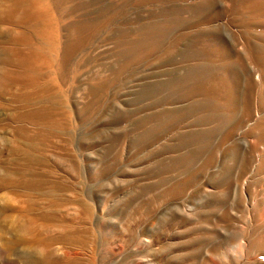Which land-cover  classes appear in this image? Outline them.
Instances as JSON below:
<instances>
[{
    "label": "rangeland",
    "instance_id": "rangeland-1",
    "mask_svg": "<svg viewBox=\"0 0 264 264\" xmlns=\"http://www.w3.org/2000/svg\"><path fill=\"white\" fill-rule=\"evenodd\" d=\"M121 1L123 0H113L112 2L117 5ZM108 2L110 1H103V3ZM141 2L140 0H128L126 7H118L116 9L118 18L116 17L112 28H106L99 32L95 38L80 47L82 51L76 50L70 65L61 73L62 77L59 76V83L67 101L65 109L69 114V121L66 122L57 113L53 118L57 126L59 124L57 131L48 130V132L40 124L34 125L36 127L30 126V128H34L28 132H33L32 136L35 135L32 140L33 142L36 140L34 143L37 147L34 145L36 149L34 148L35 150L32 152L45 161L44 165L39 164L32 167L36 180V187L32 192L35 201L31 206L32 209H27L29 207L28 202L27 200L24 201L27 199L26 197L22 200L24 197H17L13 192L7 190L0 192L1 196L8 198L7 201L9 200L10 205L14 207L21 205L22 209L25 207L24 211H29H26L27 213L23 211L19 214L17 211L8 208L5 212L7 215L0 219L3 228L7 230L3 234L0 232L3 237L2 240L12 241L16 238V241L14 240L15 248H28L27 240L35 234L41 241L47 238L50 240L53 237L51 248L77 250L78 255L85 258L79 259L81 262L78 261V263L81 264L87 263L89 248H96L98 254L94 264H100L103 261L110 262L114 259L116 264H132L133 261L134 264H145L143 260L146 258L147 262L152 264H202V259H204L203 264H214L208 254L211 252L209 248H224L226 244H229L226 245V248H230V245L235 244L231 237V233L234 231L236 234L237 232L238 234L242 233L241 235H245V238L248 239L254 226L260 224L264 227V180L262 179L264 176L256 171L258 168V150H256L258 149V128L255 129L258 124V111H256L258 109L255 108L257 107L256 96L255 98L253 96L254 100L252 98V105L254 106L252 117L247 119L241 128L234 129L235 132H232L226 139L223 138L226 127L218 130V133H209L208 131L211 129L208 128H212L214 123H197V114L201 115L199 113L204 112L191 111L189 107L191 102L193 103L200 98L199 96L191 99L183 97L184 100L179 93L182 92V89H176V86L172 85L164 87L160 85L189 72V63L193 65L196 62H204L203 59L202 61L200 59L189 60L182 56L183 51L188 49L186 46L189 44L188 41H185L187 42L185 44H182L183 41L177 44L178 47L175 48L180 50V53H177L175 48L172 49L170 42H167L157 54L148 57L144 55L145 57L141 56V58L132 55L133 57L131 56L129 59L130 62H128L127 67L121 68L124 66L125 58L117 55L115 51L119 49L118 41L115 37L109 39V36L112 34L111 30H115L117 26L125 25L126 28L133 31L141 24H147L150 21L148 15L152 6L145 4L143 0ZM75 3L76 0H72L68 5ZM6 4H10V2ZM62 7L66 9L64 4ZM86 11L85 9H80L79 12L64 11L61 18L62 23L72 21L79 13ZM226 17L223 16L214 21L211 26L216 25V23L221 25L222 41L224 42L222 44L231 46L234 39L238 43L235 44L237 45L235 49L242 53L244 52L242 51L244 50V48L242 49L243 43L245 46V37L243 38V34L246 35L245 30L242 31L244 29L242 26L227 23ZM190 30L192 28L186 29V31ZM66 31L65 29L62 31V41L66 39ZM255 40L258 43L257 39H254V42ZM167 50H175L177 54L174 53L175 55L173 54L169 60H166L165 51ZM243 55L246 56L247 54L244 53ZM244 60L246 62L245 57ZM250 61L247 58L246 65L251 73L246 69L240 71L239 92L241 97L246 91L244 87H246L248 78L253 75L254 79L255 69L253 70V68L256 67ZM114 70L116 73H113ZM98 77L104 83L99 87L94 85ZM242 80H245L246 83L244 84L245 81ZM21 104L23 102L7 99L5 104L0 107V125H2L0 126V160L3 161L1 163L2 170L14 172V170L23 169L22 172L27 175L29 166H27L21 153L14 152V148L19 143L21 145L23 142L22 148L26 147L27 140L25 138L21 139V142L17 140L19 143L15 141L17 138L16 133H14L16 132L15 125L22 124L7 119L9 113L14 108L22 106ZM155 113L158 115L154 116ZM164 115L166 119L162 118ZM169 120L170 123L167 122ZM253 126V129L250 128ZM196 128L198 129L196 130ZM191 129L193 130L191 131ZM69 131L72 132L71 137L67 135ZM201 131L208 133H204L207 134L205 143L200 142L203 144L200 146L202 149L198 143L190 139L192 132ZM184 139L186 140L184 141ZM182 144L183 147H180ZM194 144L198 146L194 147ZM233 144L235 145L233 146ZM234 155H238L237 158ZM185 156L186 158H184ZM253 156L256 161L253 160L252 162ZM244 157L246 158L244 159ZM15 158H17L18 163ZM247 159L251 161L249 160L247 163ZM246 163L249 165V170L247 169L249 173L246 171L244 176H238L239 170ZM228 166L234 167V170L231 167L229 169ZM221 168L222 170H220ZM251 173L255 176L253 174L251 176ZM259 178L261 179L259 180ZM228 182L230 183L228 184ZM45 185L48 189H51V186L57 188L60 185L62 190L65 186L63 192L59 187L56 189L57 191L60 189L62 194L64 192L66 194L62 195L60 192L64 199L63 206L54 205L56 199L53 198V201L52 198L47 199L40 194V191L45 189ZM257 194H259L258 197ZM2 200L1 203H3ZM255 201L256 204L258 203L257 205L254 204ZM51 205L57 206V209ZM225 213H227L226 217L229 214L238 217L237 222H229L224 217ZM25 215L36 217L37 226H35L34 232L18 230V226L26 222L27 216ZM43 223L49 226L48 231L41 228L40 225ZM60 225L65 228L63 229ZM53 226L55 227L53 228ZM64 230H67L69 235ZM63 232L66 233H64L65 236H63ZM68 236L71 237V242L68 240ZM55 237L56 239H54ZM2 248L4 247L0 241V264H8L9 261L14 264L15 254H11ZM197 248L202 251V257L196 256ZM145 250L147 251L145 252ZM82 251L85 254L87 252V255L83 254ZM157 251L160 254L156 253ZM137 252H140V255H135ZM108 254H110V258ZM103 255L104 257H102ZM132 257H135V260ZM258 257H256V261L250 260L253 261L251 263L264 264V258H262L264 256ZM120 260L121 262H119ZM122 260L125 263H122ZM128 260L129 262H126ZM131 260L133 261L131 262ZM244 260L248 261L246 258ZM216 262L217 264H225L223 259H216Z\"/></svg>",
    "mask_w": 264,
    "mask_h": 264
},
{
    "label": "bare ground",
    "instance_id": "bare-ground-1",
    "mask_svg": "<svg viewBox=\"0 0 264 264\" xmlns=\"http://www.w3.org/2000/svg\"><path fill=\"white\" fill-rule=\"evenodd\" d=\"M70 1L72 0H0V107L5 104V100L7 99L20 101L21 103L23 102V104H21L22 106H18L14 108L12 112L10 111L11 113H9V115L7 116V119L10 120L11 122H17V123L22 124V125L18 124L20 125L19 127L18 125L17 126L15 125L16 132H14V130L13 132L16 133L15 136L17 137L15 138L16 139L15 141L20 140L21 142V139L23 140V138L27 140L26 147L22 148L24 146L23 145L21 147L23 142L20 145V143L17 141L20 147H18L19 146L18 145L16 148H14V152L21 153V156H23V159L26 162L27 166H29V169H28L29 173L26 175L24 172H22L23 169L22 170L20 169V171L14 170V172H12L10 169H9L10 171L4 170V169L2 170L1 163L3 161L1 162L0 160V168H1L0 169V192L3 190L13 192L14 194H16L17 197L18 196H21L22 198L24 197L22 200H24L26 197L27 199H25L24 201L27 200L29 207L28 208L26 207V208L29 210L32 209L31 206H33L35 202L33 199L34 196H32V192L36 187V180L34 178L35 172L32 169V167L34 165H39L43 163L45 164V161L35 156V154L32 152L37 147H36V143H34L36 141L35 140L36 137H34L35 141L33 142L32 137L35 135L32 136L33 132L29 133L30 129L36 127L34 125L40 124L45 127L46 131L48 130L51 132L57 131L58 130L57 127L59 126V124L57 126L55 120L53 119L54 115L57 113H59L63 117V119H65L66 122L69 121L68 120L69 114L65 109V107L67 106L66 105L67 101L65 99L64 91L62 90L60 83H59V80H60L59 76L61 75V73L65 71L66 67L70 65L72 56L76 50L82 51L80 47L84 46L89 40L95 38V36H97L99 32H101L102 30L106 28L107 29L112 28L113 24L116 21V17L118 18L117 16L118 13L116 9H118V7H122V8L126 7L127 2H128V0H123L116 5L115 3L113 4L112 2L113 0H108L110 1L108 3H103L104 0H92V1L76 0V3L74 5H68ZM143 1L145 4L152 6L151 9L149 10L150 12L148 15L150 18V21L147 24H141L138 28H136V30H133V31L131 29L126 28L125 25L117 26L115 30H111L112 34L110 33L111 35L109 36V39L110 37H115V39L118 41L117 45L119 49L115 51L117 55L119 54L120 56L125 58V62L123 61L124 66L123 67L121 66V68L124 69L127 67L128 62H130L129 59L131 58L132 55L136 56L137 58H141V56L143 57L144 55H147L148 57L150 55L157 54L160 49L164 48L167 42H170V47L174 49L180 41L184 42V43L182 42V44H185L187 43L185 41H188L189 44H186L188 49L187 51H183L182 56L185 59H189V60L200 59L202 61L203 59L204 62L197 63L195 61L196 63L193 65H191L192 63H189L190 64L189 72L185 73L184 75L180 74L181 76L173 78V79H171L170 77L171 79L170 81L163 82L160 85L163 87L166 85L167 86L172 85V86H176V89L177 88L182 89V92H179V93H181L182 98L184 97L185 99L186 98L191 99L193 97L196 98L195 96H199L200 98L199 99L197 98L198 100H196L193 103L191 102L190 107H189L191 111L198 110V111L204 112V113H199L201 115L197 114L198 116L197 117L198 120L196 119L197 123L198 122L199 124L209 123V122L214 123L212 128L205 127V128L211 129L210 131H208L209 133H214V132L218 133L217 132L218 130H220L223 127L224 128L226 127L228 130L226 129V133L224 132L225 133L224 137L222 136L223 138H226V139L232 134V132H235L234 129L241 128L242 125H244V122L247 119L252 117L253 107H254L252 105V98L253 96L254 98L256 96L257 101L256 100L255 101H256L257 107L255 108L258 109L256 110L258 111V113L256 112L258 114V122H257L258 124L257 126H255V129L258 128V134H257L258 149H256L258 150V154H257L258 155V158H257L258 168L256 169V171L258 174L262 173L264 176V0H143ZM8 2H10V4H6ZM63 4L66 9L62 7ZM135 4H138V3H135ZM80 9H85L87 11L84 13H79L77 17L72 21L62 23L63 20L61 18H62V13L64 11L74 10V11L79 12ZM228 15L230 17L227 18L226 16ZM223 16L228 19L227 23L230 22V24H235V26L239 25L244 28L242 31L245 30L244 33H246V35L243 34V38L245 37V46L243 43V47L241 45L240 46L242 47V49L244 48V50H242L241 48L239 49L244 51V52L242 51L241 52L243 54L244 53L247 54L246 55L247 57L243 55L242 53H240V51H237L235 49V47L237 46L235 44H238L236 43V40L233 39L232 40L233 44L232 45L230 44L231 46L228 45L229 47L225 46L226 44L225 45L222 44L223 39H222V32H221L222 26L221 25H217L216 23V25L211 26V24L214 21L221 19ZM187 28H192V30L186 31ZM63 29L67 31H66V39L62 41ZM251 37L253 39H250ZM254 39H257L258 43H256V40L254 42ZM176 51L177 53H180V50L176 49ZM174 53H176L175 50L165 51L166 60L167 59L169 60V58H171V56H173ZM243 56L246 58V62H247V58H249V60H251L250 63L253 62L254 67L256 68H253V70L255 69V72L253 71L254 79H253L252 74H251L252 77L250 76L251 78H248V81L246 80V77L244 76L247 83L245 80H244L245 82L243 80L242 81L244 82V84L246 83L245 85L246 87H244L246 91L244 94H242V97H241L240 92H239V87L241 83L240 82V76H241L240 71L242 69L243 70L246 69V71H249ZM249 72L251 73V71ZM113 73H116L115 70L113 71ZM102 81L103 80H101V78L98 77V79L94 82L95 83L94 85H98V87L102 86L104 84ZM20 90H23V91L19 92ZM93 96L95 97V95ZM180 107L182 108V106ZM237 112H239V114L236 115ZM156 113L154 116L158 115ZM193 113L191 114L193 115ZM151 117L153 116L151 115ZM168 117L170 116L168 115ZM162 118H165V115ZM193 118H196V116L195 117L193 116ZM11 122L10 124L12 125ZM167 122L170 123V120ZM162 124H165V123L163 122ZM190 125L192 126V124ZM193 125L197 126V124H194V123ZM30 126H34V127L30 128ZM37 128L39 129V127ZM250 128L253 129L254 126ZM40 129H42L41 126H40ZM197 129L198 128H196V130ZM192 130L193 129H191V131ZM204 133H207V132H203V131L192 132L190 139L198 143L200 147L201 145H203L201 143L204 142V140H206V137L208 134V133L207 134H204ZM67 135H69L68 137H71L72 132L69 131ZM208 139H211V138L208 137ZM185 140L186 139H184V141ZM254 140L256 141V139ZM235 144H233V146ZM34 145L36 148L34 147ZM198 145L194 144L193 146L197 147ZM206 145H207V141H206ZM188 146H192V145H188ZM180 147H183V144ZM229 147L231 148V146ZM255 147H257V145H255ZM236 150L237 148L235 149V151ZM250 154H248L249 157H250ZM237 156L234 155V157L236 158ZM246 157H244V159ZM184 158H186V156ZM255 159L256 158H254L253 156L252 162L253 160L256 161ZM15 160L18 163L17 158H15ZM249 160L247 161V163H249ZM20 161H22V159ZM244 162L242 164H244ZM247 163L243 166L242 169L240 168L241 170H239L238 176H244L245 173L247 172L249 173V171H247L248 166H249ZM19 167H20V164H19ZM230 167L228 166L229 169ZM220 170H222V168ZM253 173H251V176ZM257 173H256V176L258 175ZM253 175L255 176V174ZM261 178H259V180ZM262 179L264 180V178ZM230 182H228V184ZM258 183L259 182H257V184ZM51 187H50L51 189H48V187L46 188V185H45L44 188L46 190L45 189L41 190L40 194L46 197L47 199L48 198H52V200L53 198L54 200L56 199L55 201L53 200L55 203L54 205L63 206L64 199H63V196H61V194L64 191L65 186L63 187V190L61 189L62 186L61 188L59 187L62 190V192L59 191L60 189L58 190L59 192L56 190L58 189V187L57 188H54L53 186ZM263 187H264V184H263ZM258 195L259 194H257V197ZM7 199L8 198H6V196L0 195V219L7 215L5 212L6 210H8V208L9 210L13 209L17 211L19 214L24 211L25 207H23V209L21 205L14 207L10 205V203H8L9 200L7 201ZM1 200L3 203H1ZM261 201L263 200L261 199ZM22 203L24 202L22 201ZM254 204H256V201ZM54 205H51V207ZM24 206H26V204H24ZM54 207L55 209H57V206H54ZM253 210L255 211V208ZM26 211L27 210H25L24 212ZM226 215L227 213H225L224 217H226ZM25 216H27L26 217L27 219L25 218L26 222L20 224L18 226V230L26 231V232L27 231L34 232L35 226H37L36 219H35L36 217H33L32 215L31 216L25 215ZM237 218L231 216L230 214L229 216L226 217V219L229 220V222L231 221L232 223L237 222L236 220ZM40 226L43 230L45 229L47 230L49 227L45 223L41 224ZM60 226L63 227V229L65 228L62 225ZM54 227L55 226H53V228ZM5 230L6 229H4L3 225L0 223V232L3 234L5 233ZM64 231L67 233V230H64ZM65 232H63V234ZM65 234L63 236H65ZM231 234H232L231 237L233 238L232 241H235V244L230 245V248H226L227 244L225 245L224 248H211V249L209 248L211 252L208 251L209 252L208 254L214 264H217L216 259L217 260L223 259V261H225V264H252L253 261H256L255 259L257 256H259L258 258H260V256L262 255L264 256V227H262L260 224L254 226L251 229L248 239L245 238V235H241L242 233H239L240 234L239 235L238 232L236 234V232L234 231V233H231ZM49 237H52V236H49ZM2 238H3L2 235H0V241L2 242V246L4 247L2 249H4L5 251H9V253L15 254L16 256V258H14L15 260H13L14 264H76V263L81 264V263H78V261H80L79 259L82 257L78 255L79 252H77V250L76 251L70 250L71 248L70 249L69 248H51V246L53 245V244L51 245V241L53 237L52 239L49 238L50 240H47L48 238L45 239L46 238L45 237L44 238L45 240L41 241L34 234L31 238L27 240L29 244L28 248H15L14 240L16 241V238L13 239L12 241H9V240L7 241L5 239H4L5 241H3ZM66 238H67V235H66ZM70 238L71 237H69L68 240H70ZM54 239H56V237ZM17 240L19 241V239ZM89 249L90 250H88L89 254H88V259H87L88 261L86 264H94L97 261L96 255L98 254L96 252V248H89ZM139 250L140 249H138V251ZM149 250L148 252H150ZM146 251L147 250H145V252ZM82 253L85 254L83 251ZM139 253L137 252L135 253V255L137 254L140 255ZM156 253H159V252L157 251ZM201 254H202V251L199 248H197L196 256L199 258ZM85 255H87V252ZM108 255L110 258V254ZM102 257H104V255ZM123 258H124V255H123ZM245 258L248 259V261L244 260ZM133 259L135 260V257ZM250 260H253V261H250ZM132 261L133 260H131V262ZM143 261L145 262V264H152L151 262L149 263L147 262V258L144 259ZM202 261L204 262V259H202ZM119 262H121V260ZM126 262H129V260ZM11 263L13 264L12 261H9L8 264H11ZM122 263H125V262L123 261ZM100 264H116V261L115 259L114 261H110V262L103 261ZM132 264H134V261ZM208 264H211V263H208Z\"/></svg>",
    "mask_w": 264,
    "mask_h": 264
}]
</instances>
